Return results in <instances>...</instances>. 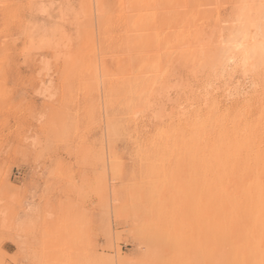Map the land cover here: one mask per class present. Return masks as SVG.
<instances>
[{"label":"rangeland","instance_id":"rangeland-1","mask_svg":"<svg viewBox=\"0 0 264 264\" xmlns=\"http://www.w3.org/2000/svg\"><path fill=\"white\" fill-rule=\"evenodd\" d=\"M99 1L0 0V264H251L264 57L213 55L264 0Z\"/></svg>","mask_w":264,"mask_h":264},{"label":"bare ground","instance_id":"bare-ground-1","mask_svg":"<svg viewBox=\"0 0 264 264\" xmlns=\"http://www.w3.org/2000/svg\"><path fill=\"white\" fill-rule=\"evenodd\" d=\"M87 1V0H86ZM90 1V0H88ZM99 1V0H98ZM128 1V0H126ZM131 1V0H129ZM263 1V0H262ZM138 2V1H137ZM81 3V7H82V1L80 2ZM79 3V4H80ZM100 3V1H99ZM152 3V2H151ZM89 4V3H88ZM125 4V3H124ZM154 4V3H153ZM260 4H262L260 2ZM48 5V4H47ZM84 5V4H83ZM90 5V4H89ZM99 5V4H98ZM87 6V5H86ZM93 6V5H92ZM243 6V5H242ZM80 7V6H79ZM84 7V6H83ZM82 7L83 11L84 12V8ZM100 7V6H99ZM98 7V8H99ZM126 7V6H125ZM86 9H90L89 7L85 8ZM80 10V9H79ZM98 10V9H97ZM259 10V9H258ZM90 12V10H87ZM86 11V13H87ZM251 11H252V8H248L247 9V12H244V10L242 12H240L236 19L237 20H244L246 18H249L250 19V16H251ZM80 13V12H78ZM93 13V12H92ZM103 13V12H102ZM264 14V12H262ZM86 15V14H85ZM260 15H261V12H260ZM78 16V14H77ZM264 15H261L260 17H263ZM228 17V16H227ZM258 17V18H260ZM77 19V18H76ZM80 19V18H78ZM77 19V20H78ZM153 19V18H152ZM236 20V21H237ZM259 20H263V19H259ZM76 21V20H75ZM154 23V20L152 21ZM169 22V21H168ZM170 23V22H169ZM242 23V22H241ZM167 24V23H166ZM142 27V26H141ZM238 27V26H237ZM231 32L228 40L218 49L217 52H215V54L213 55V58L215 59V61H219L221 63H223L224 65L228 63V61L230 62L231 59H233L237 53H239V56L241 58V62L244 69H248L247 66H250L253 64V61L254 59L256 58H262V56L264 57V28L263 26H261L258 22H255V21H252L250 20L248 22V24L246 25H239V27ZM154 29V28H153ZM165 30V29H164ZM171 30V29H170ZM229 34V33H228ZM155 35V34H154ZM89 36V35H88ZM157 36V35H156ZM69 38V37H67ZM225 39V38H224ZM224 41V40H222ZM80 43V42H79ZM76 44V43H75ZM163 44V43H162ZM64 45V44H63ZM81 45V43H80ZM72 46V45H71ZM70 46V47H71ZM69 47V48H70ZM74 47V46H73ZM75 48V47H74ZM85 49H87L86 47H84ZM59 49V48H58ZM81 49V47H80ZM85 49H83L82 47V50L85 51ZM72 50V49H71ZM87 51V50H86ZM79 52V51H78ZM67 53V52H66ZM81 53V52H79ZM86 53V52H85ZM83 55V53H82ZM87 55V54H86ZM123 55V54H122ZM80 56V55H79ZM76 57V56H75ZM83 57V56H82ZM101 57V56H100ZM202 57V56H201ZM70 58V57H68ZM81 58V57H80ZM85 58H83L82 60H84ZM89 59H90V56H89ZM71 60V59H69ZM235 60V59H234ZM88 61V60H87ZM92 62V61H91ZM220 63V64H221ZM85 64V63H84ZM262 64V63H261ZM259 65V64H258ZM86 66V65H85ZM98 66V65H97ZM223 66V65H222ZM241 66V67H242ZM80 67V66H79ZM228 68V67H227ZM243 71V70H242ZM91 72V71H90ZM158 72V71H157ZM98 76V75H97ZM91 77V76H90ZM50 81V80H49ZM160 85V84H159ZM218 111V110H217ZM237 135V134H236ZM237 137V136H236ZM240 135H239V139H240ZM239 139L237 141H239ZM262 142V141H261ZM243 143L241 142H237V145L235 147V150L236 151H240L243 147ZM255 145V144H254ZM252 145V146H254ZM262 145V144H261ZM254 148V147H253ZM252 148V149H253ZM251 149V148H250ZM255 151V150H254ZM260 151V150H259ZM249 152V150H248ZM258 152V151H257ZM251 153V151H250ZM249 154V153H248ZM253 155V154H252ZM250 155V156H252ZM262 155V153H261ZM106 156V155H105ZM256 157V156H255ZM254 157V159H255ZM262 157V156H261ZM252 158V157H251ZM257 158V157H256ZM139 159V158H138ZM250 159V158H249ZM253 159V161H255ZM261 159V158H260ZM252 162V161H251ZM260 162V161H258ZM218 164V163H217ZM253 164V163H252ZM259 164V163H258ZM248 166V164H247ZM250 166V164H249ZM248 166V168H249ZM251 167V166H250ZM242 168V167H241ZM243 171H244V168H242ZM259 169V168H258ZM246 171H248L247 167L245 168ZM249 172V171H248ZM248 174V173H247ZM245 173V176L247 175ZM250 174V173H249ZM248 174V176H249ZM259 174V173H258ZM243 175V174H242ZM260 176V175H259ZM244 177V176H243ZM257 177V176H255ZM250 178V177H249ZM259 178V177H258ZM226 179V178H225ZM245 181V180H244ZM246 184H244V186L242 187V194H240L239 196L240 197H237V196H234L237 198V200H234L232 199L233 201V206L236 208L237 211H241L243 208L244 209H248L250 212H254V211H257V215L256 216V221L257 219L259 218H263V214H264V183H262L261 181L257 180V178L255 179L254 182H251V181H248V182H245ZM223 187V186H222ZM235 189V188H234ZM236 190V189H235ZM238 191V190H236ZM235 193V191H234ZM237 193V192H236ZM239 193V191H238ZM140 195V194H139ZM236 195V194H235ZM118 197V196H117ZM239 202V204L237 203ZM241 202V203H240ZM242 213H243V210H242ZM220 215V214H219ZM224 216V215H223ZM219 217V216H218ZM246 217V216H245ZM247 218V217H246ZM221 219V218H220ZM211 220V219H210ZM247 221V220H246ZM230 222V220H229ZM217 223V222H216ZM247 223V222H246ZM161 224V223H160ZM248 225V224H247ZM214 226V232H218L220 234V236L224 239V240H227L228 239V234L226 232V229H224L221 225L219 226H216V225H213ZM251 226V225H250ZM249 226V227H250ZM256 226V224H255ZM255 228V227H254ZM150 230V229H149ZM218 230V231H217ZM250 230V229H249ZM253 232H255L253 230ZM260 232L262 234L261 238H254L253 241H252V247L251 248V255H250V260H251V264H264V252L261 253V261L259 260L258 261V257H259V254L258 253V250H257V247H259L261 245H264V226L261 227L260 229ZM217 233V234H218ZM252 233V232H251ZM250 233V235H252ZM256 233V232H255ZM246 235V234H245ZM249 235V236H250ZM254 235V233H253ZM252 235V236H253ZM156 237V236H155ZM256 237V236H254ZM253 238V237H252ZM245 239H248V238H245ZM229 240V239H228ZM216 243V242H215ZM180 244V243H179ZM178 244V245H179ZM234 245V244H233ZM221 246V245H220ZM243 247V246H242ZM237 248V246L235 247ZM180 249V248H179ZM220 249V248H219ZM230 249V248H229ZM226 250V249H225ZM224 254V253H223ZM181 258V257H180ZM183 258V257H182ZM181 258V259H182ZM225 258V257H224ZM178 260V259H177Z\"/></svg>","mask_w":264,"mask_h":264}]
</instances>
